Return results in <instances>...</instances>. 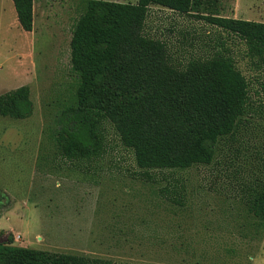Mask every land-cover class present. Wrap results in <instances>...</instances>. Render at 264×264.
Segmentation results:
<instances>
[{
  "label": "rangeland",
  "instance_id": "obj_1",
  "mask_svg": "<svg viewBox=\"0 0 264 264\" xmlns=\"http://www.w3.org/2000/svg\"><path fill=\"white\" fill-rule=\"evenodd\" d=\"M86 1L34 0L33 30L25 32L12 1L0 0V94L27 86L33 102L26 120L0 118V243L12 236L14 246L114 264H264V221L242 204L243 180L264 169V68L238 38L149 8L144 33L166 44L174 64L227 51L249 83L245 127L213 165L182 173L183 207L135 178L133 156L112 131L88 172L58 156L56 119L75 86L70 39ZM220 14L264 22V0H221Z\"/></svg>",
  "mask_w": 264,
  "mask_h": 264
},
{
  "label": "trees",
  "instance_id": "obj_2",
  "mask_svg": "<svg viewBox=\"0 0 264 264\" xmlns=\"http://www.w3.org/2000/svg\"><path fill=\"white\" fill-rule=\"evenodd\" d=\"M20 28L33 30L34 0H11ZM157 6L202 21L242 41L264 68V22L221 16V0H138L136 4L87 0L72 29L74 92L56 119L58 156L88 172L107 152L112 131L133 156L135 178L156 185L159 196L183 207L182 173L211 166L246 124L249 83L229 52L174 64L166 44L144 33ZM33 102L27 86L0 94V118L26 120ZM242 204L264 221V169L243 180ZM0 264H114L85 255L0 243Z\"/></svg>",
  "mask_w": 264,
  "mask_h": 264
},
{
  "label": "crops",
  "instance_id": "obj_3",
  "mask_svg": "<svg viewBox=\"0 0 264 264\" xmlns=\"http://www.w3.org/2000/svg\"><path fill=\"white\" fill-rule=\"evenodd\" d=\"M33 12H35L34 4H33ZM38 240L41 241V239H38Z\"/></svg>",
  "mask_w": 264,
  "mask_h": 264
}]
</instances>
